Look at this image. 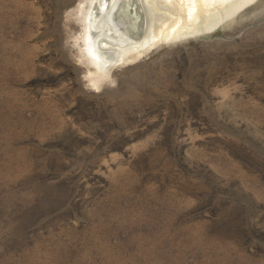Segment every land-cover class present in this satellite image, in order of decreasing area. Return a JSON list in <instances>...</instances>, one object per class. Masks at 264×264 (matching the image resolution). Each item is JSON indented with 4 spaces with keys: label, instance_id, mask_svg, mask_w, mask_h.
Masks as SVG:
<instances>
[{
    "label": "rangeland",
    "instance_id": "obj_1",
    "mask_svg": "<svg viewBox=\"0 0 264 264\" xmlns=\"http://www.w3.org/2000/svg\"><path fill=\"white\" fill-rule=\"evenodd\" d=\"M90 1L0 0V264H264V0H140L109 67Z\"/></svg>",
    "mask_w": 264,
    "mask_h": 264
},
{
    "label": "bare ground",
    "instance_id": "obj_2",
    "mask_svg": "<svg viewBox=\"0 0 264 264\" xmlns=\"http://www.w3.org/2000/svg\"><path fill=\"white\" fill-rule=\"evenodd\" d=\"M158 1L141 0V3L146 2L147 5H151ZM94 2H89L90 6L84 14V35H86L89 52L95 57L93 59L102 66H110L114 62V58H118L115 57L118 56V52L113 54L116 51V45L136 47L137 43H142L140 40L142 38L140 35L142 31L139 20L140 11L135 7L137 5L140 7V0H99L95 5ZM183 2L187 9L185 11L187 15L193 16L196 9L195 0H183ZM175 29L176 26L169 25L167 30L165 29L166 35L174 32ZM132 33L137 36L132 37Z\"/></svg>",
    "mask_w": 264,
    "mask_h": 264
}]
</instances>
